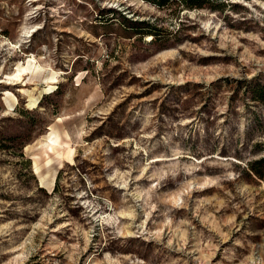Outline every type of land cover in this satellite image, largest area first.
Instances as JSON below:
<instances>
[{
    "label": "rangeland",
    "instance_id": "rangeland-1",
    "mask_svg": "<svg viewBox=\"0 0 264 264\" xmlns=\"http://www.w3.org/2000/svg\"><path fill=\"white\" fill-rule=\"evenodd\" d=\"M256 85L264 0H0V264H264Z\"/></svg>",
    "mask_w": 264,
    "mask_h": 264
},
{
    "label": "trees",
    "instance_id": "trees-1",
    "mask_svg": "<svg viewBox=\"0 0 264 264\" xmlns=\"http://www.w3.org/2000/svg\"><path fill=\"white\" fill-rule=\"evenodd\" d=\"M160 10L170 11L179 14L183 10H210L212 12H222L231 0H144ZM142 36H151L152 40L159 39V29L153 23L143 21ZM141 30V29H140ZM249 91L252 93L254 100L264 103V85L251 86ZM247 167L256 177L264 178V154L259 158L247 162Z\"/></svg>",
    "mask_w": 264,
    "mask_h": 264
},
{
    "label": "bare ground",
    "instance_id": "bare-ground-1",
    "mask_svg": "<svg viewBox=\"0 0 264 264\" xmlns=\"http://www.w3.org/2000/svg\"><path fill=\"white\" fill-rule=\"evenodd\" d=\"M35 1V0H34ZM36 70V61L34 59H29L28 62H27V66H23L22 64H18V73L17 74H14L12 76H8V79L12 80H20L22 79V77L25 75V74H33L34 71ZM5 81V80H4ZM56 81V80H55ZM2 82V80H1ZM22 82V81H21ZM17 84V83H15ZM50 88H53V87H50ZM10 94V93H9ZM27 94V93H26ZM33 96V95H32ZM11 99V98H10ZM14 101V100H13ZM16 102V101H15ZM52 137V136H51ZM49 143V142H48ZM53 143L54 144H58V141H57V138L56 136L54 137L53 139ZM47 147V146H46ZM38 166V165H37ZM39 171V169H37V172Z\"/></svg>",
    "mask_w": 264,
    "mask_h": 264
}]
</instances>
